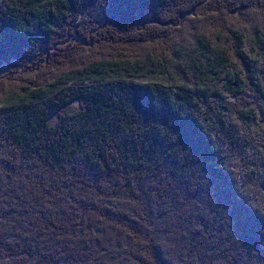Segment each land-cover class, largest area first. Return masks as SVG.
I'll return each instance as SVG.
<instances>
[{
    "label": "trees",
    "instance_id": "16d2710c",
    "mask_svg": "<svg viewBox=\"0 0 264 264\" xmlns=\"http://www.w3.org/2000/svg\"><path fill=\"white\" fill-rule=\"evenodd\" d=\"M0 3V264H264V0Z\"/></svg>",
    "mask_w": 264,
    "mask_h": 264
},
{
    "label": "rangeland",
    "instance_id": "374dc122",
    "mask_svg": "<svg viewBox=\"0 0 264 264\" xmlns=\"http://www.w3.org/2000/svg\"><path fill=\"white\" fill-rule=\"evenodd\" d=\"M1 4V3H0ZM170 10H172L170 7L168 8ZM208 11H211V9H199L197 8L196 10H194V12L191 13V16L192 15H196L197 18H194V19H183L181 21V24L179 25L180 27L182 25L183 28L181 30H179V36H186V34H188L187 30L192 28V27H199L200 25H205L207 24V22H210L211 18L214 17V14L212 12H208ZM166 10L164 9L163 10H159L158 11V16L156 18V20H154V22H158L159 19H163L164 17V14H165ZM197 13V14H196ZM179 16V15H178ZM177 16V18H178ZM116 17V16H115ZM159 18V19H158ZM201 20V21H199ZM153 22V23H154ZM159 23L155 24V25H158ZM200 29H203V28H200ZM159 29L158 27L156 28V32H158ZM169 38V36L167 37ZM151 37L150 36H144V38H139L137 39V41L132 44V46H134V49H138V48H143L145 45H147L150 41H151ZM158 41V40H157ZM160 41H167V39H164V40H160ZM159 42V41H158ZM94 44V43H93ZM157 45H161L159 43H156ZM127 52L128 51H131V52H137V51H134V50H126ZM14 64H7V63H1L0 64V75L1 77H8V76H11L12 74H9V73H12V69H13V66ZM14 74V73H13ZM258 157L261 158V154L260 153H257L256 154ZM223 249V248H222Z\"/></svg>",
    "mask_w": 264,
    "mask_h": 264
}]
</instances>
